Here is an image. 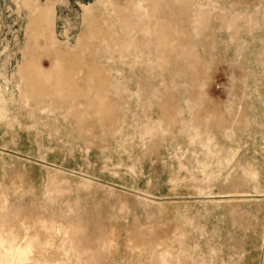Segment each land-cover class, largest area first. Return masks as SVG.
I'll use <instances>...</instances> for the list:
<instances>
[{"label":"rangeland","instance_id":"obj_1","mask_svg":"<svg viewBox=\"0 0 264 264\" xmlns=\"http://www.w3.org/2000/svg\"><path fill=\"white\" fill-rule=\"evenodd\" d=\"M263 251L264 0H0V264Z\"/></svg>","mask_w":264,"mask_h":264},{"label":"crops","instance_id":"obj_2","mask_svg":"<svg viewBox=\"0 0 264 264\" xmlns=\"http://www.w3.org/2000/svg\"><path fill=\"white\" fill-rule=\"evenodd\" d=\"M260 264H264V251H263V254H262V257H261Z\"/></svg>","mask_w":264,"mask_h":264},{"label":"bare ground","instance_id":"obj_3","mask_svg":"<svg viewBox=\"0 0 264 264\" xmlns=\"http://www.w3.org/2000/svg\"><path fill=\"white\" fill-rule=\"evenodd\" d=\"M100 29V28H99ZM101 31V30H100ZM99 32V31H98ZM99 35H101V34H99ZM101 37V36H100ZM111 41V40H110Z\"/></svg>","mask_w":264,"mask_h":264}]
</instances>
